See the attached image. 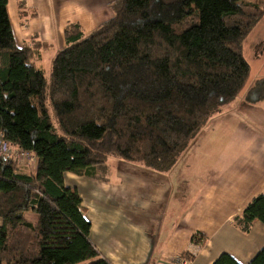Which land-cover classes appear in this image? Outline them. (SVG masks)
<instances>
[{"label":"trees","instance_id":"obj_1","mask_svg":"<svg viewBox=\"0 0 264 264\" xmlns=\"http://www.w3.org/2000/svg\"><path fill=\"white\" fill-rule=\"evenodd\" d=\"M7 4L0 0V139L39 163L33 171L0 159V264H110L65 175L103 178L110 156L173 169L244 91L243 43L264 18V0H120L93 33L65 29L48 77L37 67L40 46H17ZM262 101L264 78L246 95ZM235 221L244 232L264 224V194ZM213 264L239 263L223 253ZM249 264H264V248Z\"/></svg>","mask_w":264,"mask_h":264},{"label":"crops","instance_id":"obj_2","mask_svg":"<svg viewBox=\"0 0 264 264\" xmlns=\"http://www.w3.org/2000/svg\"><path fill=\"white\" fill-rule=\"evenodd\" d=\"M119 1L7 0V11L17 46H40V69L45 54L66 47L68 26L78 23L91 34L114 17ZM256 50V59L264 56V41ZM255 82L210 120L169 172L123 162L103 178L65 175V185L80 194L102 259L161 264L187 255L190 264H213L227 253L249 264L264 248L262 222L244 232L235 221L264 194V101L246 102Z\"/></svg>","mask_w":264,"mask_h":264},{"label":"rangeland","instance_id":"obj_3","mask_svg":"<svg viewBox=\"0 0 264 264\" xmlns=\"http://www.w3.org/2000/svg\"><path fill=\"white\" fill-rule=\"evenodd\" d=\"M244 1L257 2L259 0H244ZM262 41H264V21L260 25L259 31L253 32L252 35L250 34V36H248L247 40L244 41V43H243V55H244L246 61L251 66V74H250L248 83H247L244 90H246L247 86L249 84L251 85L254 80L257 81V80L264 78V56L260 55L259 58L256 59V56H257L256 47ZM55 49H57L56 46H55ZM54 53L55 52L45 54L43 62L41 64H39L40 69L45 73V75L47 77L49 76L50 71H51V61L54 57V55H53ZM122 163H123V161L119 160L118 158L110 156L108 159V163H107L108 171H107V174L104 175L103 177H107L109 172H111V174H112L114 172L113 169L120 167ZM24 218L28 221H34L35 219L38 220V216L34 213H25Z\"/></svg>","mask_w":264,"mask_h":264},{"label":"built area","instance_id":"obj_4","mask_svg":"<svg viewBox=\"0 0 264 264\" xmlns=\"http://www.w3.org/2000/svg\"><path fill=\"white\" fill-rule=\"evenodd\" d=\"M7 158L13 159L21 166H29L37 168L39 159L38 157L33 154L32 152L25 151L21 148L14 147L9 145L8 143L4 142L0 139V159ZM194 254V253H193ZM191 255V254H190ZM190 257L186 256H178L173 261L161 264H190Z\"/></svg>","mask_w":264,"mask_h":264}]
</instances>
